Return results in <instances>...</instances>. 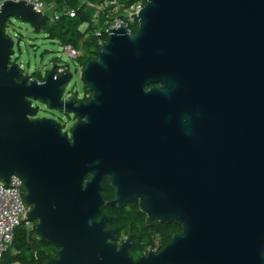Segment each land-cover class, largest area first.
Listing matches in <instances>:
<instances>
[{
    "label": "water",
    "instance_id": "1",
    "mask_svg": "<svg viewBox=\"0 0 264 264\" xmlns=\"http://www.w3.org/2000/svg\"><path fill=\"white\" fill-rule=\"evenodd\" d=\"M32 6L0 9V177L22 178L51 264H264V0H145L76 69L86 101L62 99L58 63L42 82L11 63L4 25L41 32ZM37 101L80 120L64 133ZM127 204L182 231L135 260L102 214Z\"/></svg>",
    "mask_w": 264,
    "mask_h": 264
},
{
    "label": "trees",
    "instance_id": "2",
    "mask_svg": "<svg viewBox=\"0 0 264 264\" xmlns=\"http://www.w3.org/2000/svg\"><path fill=\"white\" fill-rule=\"evenodd\" d=\"M58 7H68L77 10L76 17H69L64 14L60 19L52 21L45 18L41 31L48 34L51 40L60 41L64 46L71 45L83 50V55L78 59L81 66L94 58H97V51L100 45L93 31L88 36L80 30V26L91 21L93 8L84 3V0H53ZM97 2L98 0H88ZM145 1V0H144ZM8 21L4 25V33H7ZM138 24L131 27L133 33L137 31ZM108 39L107 35L104 37ZM11 63H15L11 61ZM24 71V70H23ZM48 71L44 74L40 70L33 71L31 78L44 80ZM87 93H91L86 89ZM92 94L83 100H88ZM74 98L77 99L75 96ZM39 107H37V110ZM78 120L80 118L77 117ZM61 129L63 126L60 124ZM108 200L114 196V191L107 183L103 191ZM115 212H110L113 216L111 227L118 230V238L123 239L131 236L133 239L130 248L131 256L137 260L147 254L151 249H162L172 238L173 234L182 231V227L176 222L162 223L155 221L153 226L146 224V214L138 206L130 205L127 208L116 207ZM58 248L45 240L31 228L27 227V221L19 226L15 232L12 246L4 253L0 264H51L52 258L57 255Z\"/></svg>",
    "mask_w": 264,
    "mask_h": 264
},
{
    "label": "built area",
    "instance_id": "3",
    "mask_svg": "<svg viewBox=\"0 0 264 264\" xmlns=\"http://www.w3.org/2000/svg\"><path fill=\"white\" fill-rule=\"evenodd\" d=\"M0 0V9L3 2ZM20 1V0H13ZM28 4H33V9L40 11L52 21L60 19L64 14L69 17H76L77 10L68 7H58L53 0H25ZM88 6L93 8V15L91 21L85 22L80 26V30L88 36L91 31L97 37V43L100 45L106 43L104 37H109L110 27L118 28V26H125L131 29L132 21L135 18L132 14H139L144 7V0H98L97 2H90L84 0ZM85 26V28H83ZM99 48V49H100ZM98 49V50H99ZM65 51L73 59H79L83 55V50L75 48L71 45H65ZM83 66H77L81 70ZM70 69L65 64H58L57 73L63 74L69 72ZM71 72V71H70ZM25 75L30 76V73L24 71ZM41 82L43 80H40ZM74 96V93H66L63 90L62 99L68 101ZM90 96L84 92L83 97L77 96L78 100H83ZM31 206L24 199L23 180L18 175H12L10 181L0 177V261L4 253L12 246L14 242L15 232L26 220L27 213ZM27 224L32 228L33 222L27 221Z\"/></svg>",
    "mask_w": 264,
    "mask_h": 264
},
{
    "label": "rangeland",
    "instance_id": "4",
    "mask_svg": "<svg viewBox=\"0 0 264 264\" xmlns=\"http://www.w3.org/2000/svg\"><path fill=\"white\" fill-rule=\"evenodd\" d=\"M7 33L14 41L11 61L18 65L28 73L40 70L44 74L49 71L54 63L65 64L69 67L73 76L64 86L63 90L66 93H74V96L83 97L86 91V86L80 78V73L77 66L81 65L78 59L71 58L65 51V46L57 40H51L48 34L44 31L35 32L31 25L22 20L11 17L8 19ZM137 25L132 21L131 27ZM85 28V26H83ZM39 109L36 112V117H50L61 123L63 129L68 131L78 122L75 115L67 113L60 109H49V106L42 101H37ZM27 227L30 225L27 224Z\"/></svg>",
    "mask_w": 264,
    "mask_h": 264
},
{
    "label": "flooded vegetation",
    "instance_id": "5",
    "mask_svg": "<svg viewBox=\"0 0 264 264\" xmlns=\"http://www.w3.org/2000/svg\"><path fill=\"white\" fill-rule=\"evenodd\" d=\"M85 93H87V91H85ZM63 94V93H62ZM87 94H90L91 95V93H87ZM75 96H73L72 98H70L69 100H72V99H76V98H74ZM77 101H81V100H78V99H76ZM36 103V105H37V107H39L38 106V104H37V102H35ZM48 105V104H47ZM63 111V110H62ZM75 117H76V119H77V117L78 116H76L75 115ZM79 118V117H78ZM78 120V119H77ZM79 121V120H78ZM59 123V122H58ZM59 124H61V123H59ZM70 130H71V128L68 130V131H66L65 129H63L62 128V132H64V133H69L70 132ZM107 183L111 186V188H112V190L114 191V196L112 197V198H110V199H113L114 197H115V190H114V188L112 187V185H111V181H110V179H107L106 180V182H105V184H104V189H105V186L107 185ZM104 191V190H103ZM110 199H108V200H110ZM130 205H132V204H127L126 206H124V207H121V208H127V207H129ZM134 206H138L139 207V205H134ZM116 207H114V208H109V207H105V206H103L102 207V214H105V215H107V216H111L112 217V220L108 223L109 224V226H110V224L113 222V216L110 214V212H115V209ZM119 208V207H118ZM155 223V222H154ZM111 227V226H110ZM112 228H115V227H112ZM130 237V236H129ZM126 238H128V237H125V238H123V239H126ZM120 240H122V239H120Z\"/></svg>",
    "mask_w": 264,
    "mask_h": 264
}]
</instances>
